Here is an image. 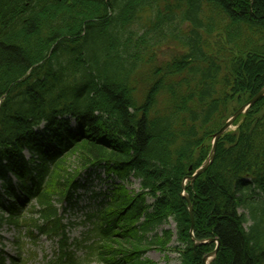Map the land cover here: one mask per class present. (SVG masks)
Listing matches in <instances>:
<instances>
[{
  "label": "trees",
  "instance_id": "16d2710c",
  "mask_svg": "<svg viewBox=\"0 0 264 264\" xmlns=\"http://www.w3.org/2000/svg\"><path fill=\"white\" fill-rule=\"evenodd\" d=\"M262 88L264 0H0V182L13 201L0 202V222L34 241L32 231L60 237L52 264H154L144 254L171 242L170 230L156 231L172 221L180 263L202 264L216 244L194 245L183 181ZM234 126L186 183L193 237L219 241L209 264H264V97ZM90 167L133 175L141 191L119 185L87 216L80 259L56 205L74 206ZM15 245L9 264H27Z\"/></svg>",
  "mask_w": 264,
  "mask_h": 264
},
{
  "label": "rangeland",
  "instance_id": "374dc122",
  "mask_svg": "<svg viewBox=\"0 0 264 264\" xmlns=\"http://www.w3.org/2000/svg\"><path fill=\"white\" fill-rule=\"evenodd\" d=\"M172 2L173 0H168ZM157 7V5H156ZM161 8V6H159ZM155 11V10H154ZM139 20L142 26H147L151 19V12L147 9H144L139 13ZM182 28V26H181ZM168 42H163L158 46V56L159 58H163L167 55V47L165 46ZM168 46V44H167ZM177 47V45H175ZM158 58V59H159ZM235 127H232L234 130ZM26 158H28V154L26 152L23 153ZM15 182V180L13 179ZM134 189L135 187L132 186ZM86 203V201H85ZM89 212H95V208L88 210ZM87 211V212H88ZM241 212V210L239 211ZM84 211L76 208L74 211H69L65 214L64 224H67L68 228L66 230L67 236L71 243L73 240H82V237L87 236V231H91L94 228V225L91 223L88 225H82V219L84 217ZM1 216V211H0ZM68 223H72L73 225H68ZM165 230H170L173 234L172 241L164 248L160 249L159 246L154 245L150 248H147V251L144 254V258L153 262L154 264H181L179 260V255L175 253L171 248L175 246L174 240V232H175V224L170 221L164 226L160 227L156 234L158 237L162 236V232ZM24 230L19 232L15 231V229L9 226L6 222H0V252L7 255V257H15L18 254L17 247L15 242H18V245L21 246L23 252V258L27 256L30 257V260L27 264H51L54 253L57 250L56 241L53 239L46 238L42 235L35 233L37 236L36 240H31L27 237L26 232ZM93 239H90L88 243L90 244ZM72 251L76 252L77 258H83V251L77 249L73 246ZM33 255V258H32ZM6 264H9L7 259ZM91 264H101V263H91Z\"/></svg>",
  "mask_w": 264,
  "mask_h": 264
},
{
  "label": "water",
  "instance_id": "95a60500",
  "mask_svg": "<svg viewBox=\"0 0 264 264\" xmlns=\"http://www.w3.org/2000/svg\"><path fill=\"white\" fill-rule=\"evenodd\" d=\"M264 97V88L261 89L247 104H245L244 106L240 107L234 114L233 116H231L224 124V126L214 135L213 137V141H212V148L206 158V160L203 162V164L201 165V167L190 177L188 178V180H190L191 182H193L198 176L202 175L207 169L208 167L212 164L213 160H214V154H215V149H216V144L219 140V138L226 133L227 131L232 129L233 123L235 122V120L242 114H244L252 105H254L255 103H257L261 98ZM184 198L187 202V206H188V211L190 214V220H191V227H190V236L192 237V240L194 242L195 246H202V245H207V244H211V243H215L216 244V248L213 252L206 254L203 258H202V264H209V261L212 260L217 252V249L219 247V241L217 239H211L208 241H197L193 238V226H194V220H193V208H192V204L189 200V197L187 195H184Z\"/></svg>",
  "mask_w": 264,
  "mask_h": 264
}]
</instances>
